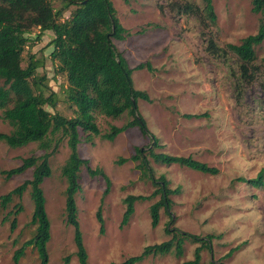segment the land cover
Wrapping results in <instances>:
<instances>
[{"label":"rangeland","instance_id":"obj_1","mask_svg":"<svg viewBox=\"0 0 264 264\" xmlns=\"http://www.w3.org/2000/svg\"><path fill=\"white\" fill-rule=\"evenodd\" d=\"M110 1L121 25L130 33L123 41L113 40L115 48L129 68L141 63H149L152 68V71L133 70L131 80L133 88L146 92L150 100H138L137 110L149 133L162 146L154 152L192 157L219 170L218 175L210 176L178 165L154 163L147 157L155 179L164 176L170 189L180 188V194L171 198L174 223L169 229L202 238L221 235L212 240L210 250L202 251L201 264H264V187L253 188L236 181L254 179L264 169V42L255 48L256 59L250 65L255 79L251 83L239 80L241 63L233 53L212 55L206 50L209 38L225 50L227 44H239L243 38L255 35L264 15L252 12V0H213L217 20L212 25L205 18L202 0H130L128 4L124 0ZM51 2L56 10L63 5L61 0ZM184 3L198 7L200 12L178 13L175 5ZM73 9L69 7L62 19L69 18ZM37 34V29L29 34L30 42L21 65L26 67L30 56L43 61L37 75L44 76L51 90L59 95L56 109L46 107V110L71 118L73 109L61 94V89L67 86L66 78L57 73L49 58L52 34L47 32L35 42ZM189 114L207 116L184 117ZM128 120L126 115L118 119L96 115L101 134L108 132L110 126L120 127ZM10 130L0 111V133ZM79 134V157L89 160L91 168L103 169L111 182L108 194L103 196L104 180L90 178L84 168L80 172L82 190L75 195V202L88 263L119 264L139 256L148 246L168 241L170 236L165 229L169 217L164 209L160 210L158 226H151L149 209L158 197L136 202L129 223L120 227L124 198L149 196L157 186L140 178L135 163L116 165L115 162L129 158L136 147L147 152L152 146L150 138L131 129L112 142L94 137L92 143H86V135L81 131ZM59 138L58 135L52 139V148ZM45 153L36 143L10 149L0 142V197L31 179V170L9 180L2 176V171L19 166L25 158ZM68 154L63 139L49 158L51 176L42 185L51 234L47 244L48 264H61L67 256H70L69 264H78L74 230L66 222V182L60 172ZM17 203L18 199L14 198L6 209L0 206V264H14L15 251L35 234V227L30 225L33 205L29 191L21 200L23 211L17 216L15 231L11 233L9 221H3ZM98 209H101L103 234L96 218ZM197 246L186 240L181 258L171 250L137 264H181L193 259ZM236 246L241 247L229 259H223ZM39 261L30 247L18 264H39Z\"/></svg>","mask_w":264,"mask_h":264},{"label":"trees","instance_id":"obj_2","mask_svg":"<svg viewBox=\"0 0 264 264\" xmlns=\"http://www.w3.org/2000/svg\"><path fill=\"white\" fill-rule=\"evenodd\" d=\"M129 1L124 0L126 4ZM61 2L62 7L56 10L51 0H0V111L1 119L11 129L8 133H0V142L10 149H19L36 143L39 149L47 151L40 157L25 158L19 166L1 172L2 176L9 180L31 170L30 180L24 181L0 197L2 209H6L14 198L18 199L13 210L3 219L4 222L9 221L11 233L17 228V216L23 211L21 200L27 191L33 205L30 225L35 227V234L15 251L14 264L19 263L26 249L30 247L36 251L39 264H48L47 244L51 234L42 185L45 179L51 176L49 158L63 139H66L69 150L68 157L60 169L61 176L66 182V222L74 230L73 241L78 264H89L77 220L75 202V195L82 190L80 172L84 168L90 178L100 177L104 180L106 188L103 196L108 194L111 182L103 169L98 167L93 169L89 160L79 157L77 152L81 143L79 133L81 131L86 135V143H92L94 137L112 142L120 134L131 129H137L144 138L149 137L152 146L147 152L136 147L133 155L129 158H119L115 164L135 163L140 178L151 181L157 188L149 196L129 195L124 198L125 211L120 227L129 223L136 202L151 201L158 197V201L149 209L151 226L153 228L158 226L160 210L164 209L169 217L165 232L170 239L161 244L148 246L139 256L130 257L119 264H137L149 257L166 255L171 250L175 251L177 258H181L186 240L198 246L194 250L193 259L181 264H201L202 251L210 250L212 240L221 238V235H207L202 238L181 232L176 228L169 229L174 223L171 198L180 194V188L170 189L169 182L164 176L155 179L147 157H150L154 163L178 165L210 176L218 175L219 170L192 157L154 152L162 146L149 133L137 110L138 100L147 102L150 100L146 92L133 88L131 80L133 70L152 71V68L149 63H141L129 68L124 56L115 48L112 41H123L130 33L121 25L111 1L61 0ZM202 3L205 18L215 25L217 17L213 0H202ZM69 7L74 9L69 18L63 20V13ZM175 8L183 15H195L200 12L198 7L189 3L175 5ZM252 12L264 15V0H252ZM33 29L38 30L35 42L47 32L52 34L48 44L52 49L49 58L57 73L63 74L66 78L67 86L61 89V94L73 109L74 115L71 118L46 110V107L56 109L59 95L51 90L44 76L37 75V70L44 66L43 61L30 56L26 67L21 65L22 55L30 42L28 37ZM263 42L264 21L260 19L255 35L243 38L239 44H227L225 50L219 49L213 39L209 38L206 50L212 55L233 53L241 63L239 80L251 83L255 79V73L250 70V65L256 59L255 48ZM96 115L112 119L126 115L129 120L120 127L110 126L108 132L101 134L96 123ZM206 116V114H189L184 117L201 119ZM58 135L60 138L52 148L51 141ZM236 181L253 188L264 187V169L260 170L254 179L238 178ZM96 218L100 224V233L103 234L101 209H98ZM240 247L230 249L223 259H229ZM69 262L70 256H67L62 259L61 264H69Z\"/></svg>","mask_w":264,"mask_h":264}]
</instances>
